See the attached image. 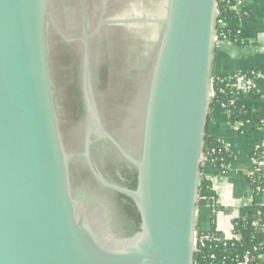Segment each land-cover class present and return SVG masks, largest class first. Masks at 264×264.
I'll return each mask as SVG.
<instances>
[{
  "label": "water",
  "instance_id": "1",
  "mask_svg": "<svg viewBox=\"0 0 264 264\" xmlns=\"http://www.w3.org/2000/svg\"><path fill=\"white\" fill-rule=\"evenodd\" d=\"M216 5L167 0L163 18L102 22L160 24L162 32L138 84L139 158L91 112L95 131L134 166L129 187L105 179L89 158L88 127L83 155L107 189L98 196L72 186L75 154L59 122L48 51L49 25L64 38L52 0H0V264H194Z\"/></svg>",
  "mask_w": 264,
  "mask_h": 264
},
{
  "label": "flooded vegetation",
  "instance_id": "2",
  "mask_svg": "<svg viewBox=\"0 0 264 264\" xmlns=\"http://www.w3.org/2000/svg\"><path fill=\"white\" fill-rule=\"evenodd\" d=\"M60 2L67 8L59 11ZM52 5L56 24L64 35L63 38L54 30L60 52L65 57L60 63L68 76L63 77V81L71 118L68 130L61 129L69 151L75 154L70 173L72 186L89 188L98 196H106V187L94 177L83 155L88 127L94 131L89 158L94 169L105 179L129 187L134 182V166L106 136L95 131L91 112H95V107L104 129L138 159L141 143L139 97L142 94L138 84L145 73L147 75L153 55L147 67L144 65L143 73L138 74L141 68L137 64L135 71L126 75L123 67L131 64L133 54L127 43L131 42L133 35L125 33L123 25L102 23L114 19L108 15L103 0H52ZM85 68L90 73V89L83 78ZM136 102L132 115L131 107Z\"/></svg>",
  "mask_w": 264,
  "mask_h": 264
},
{
  "label": "trees",
  "instance_id": "3",
  "mask_svg": "<svg viewBox=\"0 0 264 264\" xmlns=\"http://www.w3.org/2000/svg\"><path fill=\"white\" fill-rule=\"evenodd\" d=\"M242 0L240 9H235L236 0H217L218 17L215 21V35L217 40H230L237 45H244L246 41L240 35L241 24L251 15L250 9ZM225 22L220 26L218 21ZM243 77L251 81L249 93L259 98L260 103L244 109L238 103V98L244 96L245 91L237 87L238 79ZM213 97L211 98L203 138V156L205 163L200 169L198 187V207H209L211 227L206 229L212 235L210 240L197 241L198 251L193 257L194 264H240L248 255L249 264H264V206L250 203L239 210V216L233 221V236L226 238L214 227L215 215L222 206L217 201V195L210 179L205 174L206 164H209L215 175H227L230 165L236 159L219 139L208 133L210 120L209 109L213 106L224 105L229 112V122L236 127L238 134L251 129H261L264 134V76L256 71L237 72L232 75L219 76L211 73L210 78ZM251 159L254 163L248 170V181L255 195L264 192V167L255 171L256 162H264V145L253 148ZM203 228L197 223V231Z\"/></svg>",
  "mask_w": 264,
  "mask_h": 264
},
{
  "label": "crops",
  "instance_id": "4",
  "mask_svg": "<svg viewBox=\"0 0 264 264\" xmlns=\"http://www.w3.org/2000/svg\"><path fill=\"white\" fill-rule=\"evenodd\" d=\"M245 6L251 11L240 28V35L246 44L237 45L230 40L217 41L211 62V73L215 75L225 76L253 70L264 76V0H246ZM237 103L247 109L259 104L260 100L254 94L246 93L238 98ZM209 116L208 133L224 143L236 156L225 176L215 175L209 164L205 166V174L222 206L215 215L214 227L224 237L231 238L233 221L239 216L240 208L253 202L264 206V192L252 195L248 181L251 151L264 145V134L259 128L238 134L236 127L228 120V112L219 106L211 107ZM196 221L203 229L211 227L209 207H198Z\"/></svg>",
  "mask_w": 264,
  "mask_h": 264
},
{
  "label": "rangeland",
  "instance_id": "5",
  "mask_svg": "<svg viewBox=\"0 0 264 264\" xmlns=\"http://www.w3.org/2000/svg\"><path fill=\"white\" fill-rule=\"evenodd\" d=\"M103 4L108 15L111 18H130V17H156L163 18L166 14L167 0H103ZM123 30L131 32L133 38L127 43V48L132 52L131 64H126V75H129L140 64L138 74L143 73L147 67L151 56L154 54L159 37L162 32L160 24H126ZM48 51L50 64L53 73V84L56 99V106L59 114L61 127L67 131L71 118L70 112L67 111V102H65V86L63 77L67 78L60 61L64 60V55L60 52L57 35L51 25L47 29ZM131 65V66H130ZM145 65V67H144Z\"/></svg>",
  "mask_w": 264,
  "mask_h": 264
},
{
  "label": "built area",
  "instance_id": "6",
  "mask_svg": "<svg viewBox=\"0 0 264 264\" xmlns=\"http://www.w3.org/2000/svg\"><path fill=\"white\" fill-rule=\"evenodd\" d=\"M241 4H242V0H236V6H235V9H240V7H241ZM217 6V5H216ZM217 12H218V10H217ZM218 15H219V13H218ZM218 15H217V17H218ZM216 17V18H217ZM216 21V20H215ZM218 24L220 25V26H225L226 24H225V22H223V21H221V20H219L218 21ZM217 41H219V40H217V37H216V40H215V43L217 42ZM237 87L240 89V90H242V91H245V92H248L249 93V89H250V87H251V81L249 80V79H245V78H243V77H240L239 79H238V83H237ZM213 91H212V88H211V91H210V97L212 98L213 97ZM219 107L220 108H222V109H224V105L223 104H221V105H219ZM224 110H226V109H224ZM227 112H228V110H226ZM228 114H229V112H228ZM203 164L206 162L205 161V157L203 156ZM254 163V160L253 159H251V165ZM262 167H264V162L262 161V160H259V161H257L256 162V167H255V171H259V169L260 168H262ZM212 238V235L210 234V233H208L207 231H206V229H202L201 231H197L196 230V235H195V240H196V247H197V241L199 240V241H202V240H210ZM198 249V248H197ZM249 262H250V259H249V257H248V255H245L244 257H243V260L240 262V264H249Z\"/></svg>",
  "mask_w": 264,
  "mask_h": 264
}]
</instances>
